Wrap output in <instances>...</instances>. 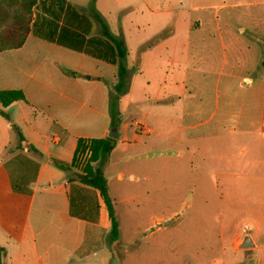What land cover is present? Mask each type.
<instances>
[{
  "label": "crops",
  "instance_id": "crops-1",
  "mask_svg": "<svg viewBox=\"0 0 264 264\" xmlns=\"http://www.w3.org/2000/svg\"><path fill=\"white\" fill-rule=\"evenodd\" d=\"M235 4L252 5L255 13L264 11V0H237ZM211 5L209 0L37 1L25 42L0 51V90L20 88L26 96L7 106L0 102V264H115L114 246L121 241L110 235L112 221L100 189L83 183L76 166L63 169L55 163L73 162L79 137H103L109 132L113 117L109 90L117 82V66L112 52H104L99 41L104 36L95 13L101 15L113 34L124 38L128 48L126 62L133 70L129 90L119 102L120 135L112 154L116 148L143 144L144 132L139 125L147 132L156 129L160 133L157 148L164 145L162 135L167 129L171 128L168 132L172 134V145L195 127L189 120L195 109L188 96V86L194 85V72L187 59L193 30L201 28L204 16L193 11ZM117 20L120 34L111 25ZM263 22L260 16L252 27L258 31ZM239 29L243 32L245 26L241 24ZM163 31V38L141 50L143 43ZM177 55L183 57L179 59ZM182 65L184 73L176 75ZM165 66L166 74H159L158 69ZM154 80L167 86L151 96L156 103L149 114L153 122L144 118L146 111L132 112L137 131L132 139L123 137L122 119L131 113L137 90ZM246 80L253 82V77L247 76ZM179 83L183 93L173 88ZM230 98L232 113L241 122L250 115L243 110L247 99L241 95ZM252 102L256 110L251 116L262 122L264 77L256 78L251 86L249 103ZM1 109L38 151L19 145L18 134ZM251 128L259 134L260 146L249 164L264 167V128ZM263 170L253 175L257 187V183L261 187L264 182ZM258 194L262 196L261 189ZM155 228L150 226L148 232ZM254 241L249 251L214 255L209 263L264 264V237Z\"/></svg>",
  "mask_w": 264,
  "mask_h": 264
},
{
  "label": "rangeland",
  "instance_id": "rangeland-1",
  "mask_svg": "<svg viewBox=\"0 0 264 264\" xmlns=\"http://www.w3.org/2000/svg\"><path fill=\"white\" fill-rule=\"evenodd\" d=\"M22 1L14 0V8L22 9ZM209 2L211 6L193 11L204 20L193 30L187 59L194 72L188 96L195 109L189 120L195 127L172 145L171 128L167 129L161 143L165 146L160 148L156 147L160 133L144 127L143 144L116 148L105 166L120 229L115 264H212L214 255L249 251L238 245L245 233L264 237V182L257 187L253 176L264 167L249 164L260 146L259 134L251 127L264 128V119L251 116L256 109L254 102L249 103L254 80L264 77V22L258 31L252 27L254 19L264 18V11L255 13L254 6L237 5V0ZM111 25L120 34L118 20ZM184 71L182 65L175 74ZM158 73L166 74V66ZM156 81L161 80L143 83L137 90L131 113L122 119L123 137L132 139L137 131L132 112L146 111L144 118L153 122L149 114L156 103L151 96L167 86ZM173 88L183 93L181 83ZM233 95L247 99L243 110L250 115L241 122L232 113ZM84 166L76 168L81 171ZM159 217L160 226L148 232Z\"/></svg>",
  "mask_w": 264,
  "mask_h": 264
},
{
  "label": "trees",
  "instance_id": "trees-1",
  "mask_svg": "<svg viewBox=\"0 0 264 264\" xmlns=\"http://www.w3.org/2000/svg\"><path fill=\"white\" fill-rule=\"evenodd\" d=\"M37 1L38 0H23L22 9L18 10L14 8V0H0V51L6 48L19 47L25 42L31 31L33 19L32 7ZM62 8L63 6L60 5L59 9L61 10ZM95 17L102 25L101 33L104 39H99V41L104 47L103 50H105L104 52L107 54L112 52V61L117 66V82L109 90V111L112 116H117L119 118L120 98L123 94L128 92L133 72L126 62L128 48L124 38L113 34L99 13H95ZM165 35L166 31L158 33L152 39L143 43L141 50L163 38ZM89 41H95V38H90ZM261 64L264 66V57ZM19 99H26L24 91L20 88L0 90V102L3 106H7L11 102ZM1 113L11 121L10 115L4 109H1ZM12 125L18 134L19 145L28 146L38 151L32 143L26 140L19 125L15 122H12ZM116 143L117 139L108 135L91 138L79 137L74 159L70 165L55 160V163L63 169H69L71 166L77 167V165L83 163L85 164L83 169L78 173V176L83 183L100 189L109 209L112 221L110 235L114 239L119 237L120 229L113 210L114 199L110 193V186L104 170Z\"/></svg>",
  "mask_w": 264,
  "mask_h": 264
},
{
  "label": "water",
  "instance_id": "water-1",
  "mask_svg": "<svg viewBox=\"0 0 264 264\" xmlns=\"http://www.w3.org/2000/svg\"><path fill=\"white\" fill-rule=\"evenodd\" d=\"M89 76V75H88ZM119 127H120V120L117 116H113L108 132V136L117 139L120 135L119 132ZM168 222L165 220L163 221V224H167ZM160 226V223H156L155 227ZM150 230V229H149ZM240 247H251L255 245L254 238L250 232H247L244 234L242 237V240L238 244Z\"/></svg>",
  "mask_w": 264,
  "mask_h": 264
},
{
  "label": "built area",
  "instance_id": "built-area-1",
  "mask_svg": "<svg viewBox=\"0 0 264 264\" xmlns=\"http://www.w3.org/2000/svg\"><path fill=\"white\" fill-rule=\"evenodd\" d=\"M139 128H140V130H141L142 132H145V131H146V129H145L143 126L141 127V126L139 125Z\"/></svg>",
  "mask_w": 264,
  "mask_h": 264
}]
</instances>
